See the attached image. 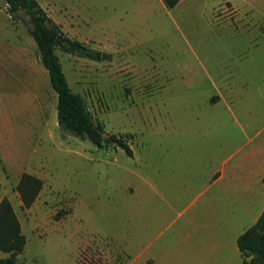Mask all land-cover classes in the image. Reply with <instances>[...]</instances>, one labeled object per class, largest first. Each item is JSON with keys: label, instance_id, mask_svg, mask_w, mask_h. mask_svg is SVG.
Wrapping results in <instances>:
<instances>
[{"label": "rangeland", "instance_id": "374dc122", "mask_svg": "<svg viewBox=\"0 0 264 264\" xmlns=\"http://www.w3.org/2000/svg\"><path fill=\"white\" fill-rule=\"evenodd\" d=\"M38 1L70 37L87 40L92 49L106 55L91 60L56 50L72 91L86 98L104 135L124 140L132 156L114 144L98 147L61 130L62 142H78L51 149L47 178L41 180L34 203L23 208L16 185H5L4 178L5 171L8 181L14 182L18 169L0 152V195L9 196L28 238L16 264L121 263L125 254L105 237L136 222L134 210L119 214L129 194H134L137 165L147 162L145 169L151 165L153 119L161 113L159 122L166 124L167 106L162 103L167 105L169 98L185 92L190 97L195 91L174 84L176 69L183 64L215 65L216 23L200 0L177 8H165L155 0L151 4L145 0ZM111 43L118 52H109ZM143 70L155 79L142 82ZM52 91L26 24L13 19L0 0V102L8 94L10 111L23 114L14 120L17 131L36 137L35 124L42 121L30 115L40 111L39 102Z\"/></svg>", "mask_w": 264, "mask_h": 264}, {"label": "crops", "instance_id": "0c3cea01", "mask_svg": "<svg viewBox=\"0 0 264 264\" xmlns=\"http://www.w3.org/2000/svg\"><path fill=\"white\" fill-rule=\"evenodd\" d=\"M198 2L216 23V63L183 64L174 72V84L195 91L162 103L166 124L159 122L161 113L153 119L151 165H137L134 194L119 214L134 210L136 222L105 237L125 254L110 264H243L237 238L263 210L264 0ZM112 45L109 52H118ZM145 71L142 82L155 79ZM53 92L30 115L42 121L35 124L36 137L17 131L14 120L23 114L10 111L8 94L0 102V152L18 169L14 182L4 171L5 185L15 186L23 173L45 180L51 149L78 142L61 141L66 130L57 121Z\"/></svg>", "mask_w": 264, "mask_h": 264}, {"label": "trees", "instance_id": "16d2710c", "mask_svg": "<svg viewBox=\"0 0 264 264\" xmlns=\"http://www.w3.org/2000/svg\"><path fill=\"white\" fill-rule=\"evenodd\" d=\"M180 0H163L167 8L174 7ZM9 15L26 24L28 33L35 41L40 60L47 71L49 83L56 92L57 121L61 128L72 135L91 141L98 147L114 144L132 156L128 144L116 135H104L101 125L94 120L86 98L72 91L56 50L78 57L100 60L101 52L70 37L41 6L38 0H4ZM264 31V26H263ZM264 185V176H263ZM42 187L41 179L23 173L15 188L23 208H29L36 200ZM26 245L19 219L7 198L0 201V264H16V255ZM243 256V264H264V207L257 221L237 238Z\"/></svg>", "mask_w": 264, "mask_h": 264}, {"label": "water", "instance_id": "95a60500", "mask_svg": "<svg viewBox=\"0 0 264 264\" xmlns=\"http://www.w3.org/2000/svg\"><path fill=\"white\" fill-rule=\"evenodd\" d=\"M105 58V54L104 53H101V57H100V59H104Z\"/></svg>", "mask_w": 264, "mask_h": 264}]
</instances>
